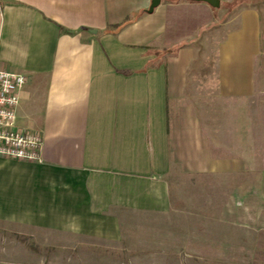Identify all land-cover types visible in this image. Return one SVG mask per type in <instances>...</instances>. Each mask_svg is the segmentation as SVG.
<instances>
[{
	"label": "crops",
	"instance_id": "0c3cea01",
	"mask_svg": "<svg viewBox=\"0 0 264 264\" xmlns=\"http://www.w3.org/2000/svg\"><path fill=\"white\" fill-rule=\"evenodd\" d=\"M219 1L0 0L16 127L42 141L40 161L0 157V226L108 241L123 212L169 208L173 166L224 170L202 115L263 128L264 0Z\"/></svg>",
	"mask_w": 264,
	"mask_h": 264
},
{
	"label": "rangeland",
	"instance_id": "374dc122",
	"mask_svg": "<svg viewBox=\"0 0 264 264\" xmlns=\"http://www.w3.org/2000/svg\"><path fill=\"white\" fill-rule=\"evenodd\" d=\"M202 116L210 139L225 143L209 147L224 170L173 166L165 176L169 208L123 212L112 240L0 226V264H264V124L233 130L230 121L218 129L217 118L231 114ZM252 138L256 145L247 144Z\"/></svg>",
	"mask_w": 264,
	"mask_h": 264
},
{
	"label": "built area",
	"instance_id": "2783aa9c",
	"mask_svg": "<svg viewBox=\"0 0 264 264\" xmlns=\"http://www.w3.org/2000/svg\"><path fill=\"white\" fill-rule=\"evenodd\" d=\"M24 85V75L0 70V157L40 161V133L16 127L19 95Z\"/></svg>",
	"mask_w": 264,
	"mask_h": 264
},
{
	"label": "water",
	"instance_id": "95a60500",
	"mask_svg": "<svg viewBox=\"0 0 264 264\" xmlns=\"http://www.w3.org/2000/svg\"><path fill=\"white\" fill-rule=\"evenodd\" d=\"M192 1L205 2L213 8H218L220 5L219 0H192ZM158 2L159 0H152L151 5L149 7V11H152L153 8L158 4Z\"/></svg>",
	"mask_w": 264,
	"mask_h": 264
}]
</instances>
